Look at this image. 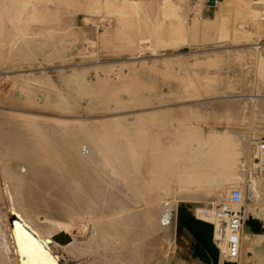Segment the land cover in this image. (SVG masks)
<instances>
[{
    "label": "rangeland",
    "instance_id": "obj_1",
    "mask_svg": "<svg viewBox=\"0 0 264 264\" xmlns=\"http://www.w3.org/2000/svg\"><path fill=\"white\" fill-rule=\"evenodd\" d=\"M218 1L211 6L209 0H0V127L13 114L26 120L59 117L81 119L97 127L114 125L109 129L118 142L113 150L121 152L119 143L124 144L126 137L114 130L121 122L130 127L133 136L146 141L186 139L184 150L189 151L191 145V153L210 131L223 135L241 127L250 150L251 139L264 138V2ZM254 6L262 12L257 20L246 10ZM195 19L197 39L190 33ZM92 21L103 27L97 31L88 25ZM228 49L233 51L232 57ZM195 61L201 64L192 65ZM195 69H199L196 74ZM246 92L251 95H244ZM226 93L234 95L223 96ZM249 96L255 99L251 98V106L260 102L243 123L232 118L235 108L226 109V103L219 111L204 103ZM4 150L0 146V205L8 209L2 177L8 151ZM143 167L149 169L148 161ZM221 170L225 176L231 168ZM131 172L136 174L135 168ZM231 177L225 178V198L233 188H241L247 194V208L256 206L249 180L258 179L259 174L246 165L241 180ZM174 179L163 180L156 194L153 184H148L147 200L164 199L160 209L163 230L147 233L144 216L140 222L143 232L137 234L136 227L132 230L138 242L127 264H212L198 253L199 243L178 215L197 217L194 206L212 209L225 198L218 199L215 189L185 193ZM75 217L72 225L81 220ZM247 233L256 232L245 229L240 262L257 264L264 258V243L258 240L253 254L248 253ZM113 235L107 236V245L115 243ZM57 252L68 264L91 262L88 253L74 259L61 249ZM15 255L18 264L33 258L32 250L18 242Z\"/></svg>",
    "mask_w": 264,
    "mask_h": 264
},
{
    "label": "bare ground",
    "instance_id": "obj_2",
    "mask_svg": "<svg viewBox=\"0 0 264 264\" xmlns=\"http://www.w3.org/2000/svg\"><path fill=\"white\" fill-rule=\"evenodd\" d=\"M253 1L256 4L264 2ZM257 8L246 9L254 20L262 17ZM196 20L190 26V33L197 39L199 28L197 30ZM227 51L232 57L233 51ZM166 61L170 64L168 59ZM200 64V61H195L192 65ZM198 70H194L195 74ZM247 91H251L250 85ZM227 94L223 96L234 95ZM244 95L251 94L246 92ZM251 98L217 99L204 103H209L214 111H219L221 104L226 103V109L235 108L232 118L243 123L251 113H255L260 102L251 106ZM86 122L59 117L26 120L13 114L1 125L0 146H5L8 151L4 150L8 155L5 154L7 168L2 176L3 191L10 205L8 209L0 205V264H18L16 242L33 252V258L23 264H68L58 249L72 254L73 258L84 257L88 253L86 257L91 258L89 264H127L138 242L132 230L136 227V233L143 232L140 222L144 216L147 217V233L157 234L163 230L160 209L164 199L147 200L148 184H153L156 194L162 188L163 180L174 177L185 193L215 189L218 199H224L228 190L225 178L232 176L234 180H241L246 165L253 169L250 150L247 151L246 146L247 136L241 127L223 135L210 131L199 139L194 146L196 151L191 153V145L189 151L184 150L186 139L176 137L168 143L159 139L146 141L143 137L133 136L130 127L120 122L114 130L122 131L126 137L124 144L122 141L119 143L122 151L125 148L123 153L113 150L114 144L118 143L110 132L114 125L97 127ZM140 128L138 125L137 130ZM145 161H148V170L143 167ZM222 167L231 170L224 176ZM132 168L136 174L131 172ZM170 168L173 170L168 173ZM259 177L249 180L250 193L256 201V206L247 208V223L256 232L255 235H244L250 254H253L254 243L258 240L264 243V179L261 175ZM194 207L197 218L209 222L215 220L213 209L203 205ZM75 216L81 217L76 226L72 225ZM111 234H114L115 243L107 245V236Z\"/></svg>",
    "mask_w": 264,
    "mask_h": 264
},
{
    "label": "built area",
    "instance_id": "obj_3",
    "mask_svg": "<svg viewBox=\"0 0 264 264\" xmlns=\"http://www.w3.org/2000/svg\"><path fill=\"white\" fill-rule=\"evenodd\" d=\"M88 25L97 31L103 27L94 21ZM249 148L253 169L264 177V138L251 139ZM212 209L215 220L203 221L209 222L213 227V242L219 251L217 264H241V241L248 213L245 191L233 188L226 199L213 205Z\"/></svg>",
    "mask_w": 264,
    "mask_h": 264
},
{
    "label": "water",
    "instance_id": "obj_4",
    "mask_svg": "<svg viewBox=\"0 0 264 264\" xmlns=\"http://www.w3.org/2000/svg\"><path fill=\"white\" fill-rule=\"evenodd\" d=\"M209 4L214 6L216 0H209ZM178 220L185 226V228L194 236L199 243L198 253L204 255L208 263L217 264L219 251L213 242V227L209 222L203 221L196 216L188 213L178 215ZM246 228L254 233L252 227L247 223Z\"/></svg>",
    "mask_w": 264,
    "mask_h": 264
},
{
    "label": "crops",
    "instance_id": "obj_5",
    "mask_svg": "<svg viewBox=\"0 0 264 264\" xmlns=\"http://www.w3.org/2000/svg\"><path fill=\"white\" fill-rule=\"evenodd\" d=\"M257 254H259V253H257ZM257 264H264V258L263 259H259Z\"/></svg>",
    "mask_w": 264,
    "mask_h": 264
}]
</instances>
